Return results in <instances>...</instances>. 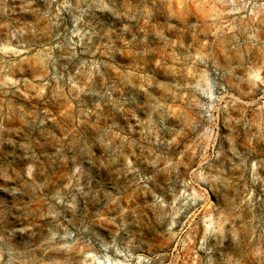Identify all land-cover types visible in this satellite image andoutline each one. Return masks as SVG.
<instances>
[{"label":"rangeland","instance_id":"374dc122","mask_svg":"<svg viewBox=\"0 0 264 264\" xmlns=\"http://www.w3.org/2000/svg\"><path fill=\"white\" fill-rule=\"evenodd\" d=\"M0 264H264V0H0Z\"/></svg>","mask_w":264,"mask_h":264}]
</instances>
